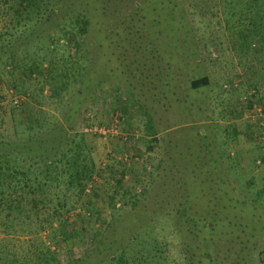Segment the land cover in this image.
Here are the masks:
<instances>
[{"label":"trees","instance_id":"16d2710c","mask_svg":"<svg viewBox=\"0 0 264 264\" xmlns=\"http://www.w3.org/2000/svg\"><path fill=\"white\" fill-rule=\"evenodd\" d=\"M156 1L159 0H0V75L5 72L14 82L34 81L40 93L48 86L50 98L63 105L62 122L51 123L38 100L32 99V104L21 101L14 105L13 96L9 104H2L4 99L0 97L1 109L11 113L13 128V139L0 141V227L4 234L30 237L29 242L33 244L21 253L0 245V264H240L246 254L264 240V186L255 187L258 175L248 178L244 187L235 186L233 181L227 180L229 177L223 179L218 168H214L215 159H203L199 165L201 158L188 168L189 164L181 159H171L165 153L172 166L178 162L183 165L178 171L182 175L177 185L180 184L179 188L186 194L178 200L174 194L166 195V199L175 197V210L170 215L161 214L164 207L160 203L165 199L157 208L148 205L137 208L138 199L144 197L146 191L139 182L129 184L125 168L142 157L136 144L145 141L152 146L150 149L159 144L158 139L151 136V124L153 120L155 122L151 114L153 108L146 120H137L145 113L137 109L142 90L133 88V94L129 93L126 99L115 97L109 102V112L101 122L109 124L117 119L119 129L128 135L124 145L119 143L120 151L114 153L127 156L125 160H115L122 168L106 167L113 176L118 175L112 189L107 188L109 192L105 190L106 180L101 174L103 167L97 168L90 156L88 135L74 130V121H91L83 118L82 108L97 96L101 86L100 80L93 82L92 68L80 62L89 60L93 18H97L107 31L116 30L133 21L131 17L139 13H142L140 19H145L144 7ZM179 1L161 0L172 3L176 10L181 7ZM222 1L247 2V9L234 5L233 16L238 12L245 22L251 23L255 19L264 23V0ZM153 10L158 11V7ZM67 41L75 49L74 56L60 50H65ZM153 63L148 71L138 67L135 70L140 76L145 71V75L149 72L151 77L159 76L164 90H168L166 80L173 67L164 65L163 73ZM173 72L172 79L180 73L179 70ZM71 84L79 85L72 93L69 92ZM189 84L192 90H197L208 88L211 83L204 76L192 79ZM248 88L247 98L243 99L245 106L232 117L244 121L245 128L240 133L259 151V156L255 154L257 159L252 167L244 160L228 163L233 172L236 166L248 173L260 167L264 171V103L258 88ZM19 92L17 90L16 94ZM102 94L99 100L106 105V97ZM202 95L207 97L198 103L193 100L194 110L205 108L208 94ZM238 101L242 102L237 98L236 105H239ZM257 110H260L259 114ZM126 118L140 122L144 135L140 136L133 121L127 122ZM210 167L219 179L217 187L230 189L224 192L223 187L217 188L214 194L212 192V198L206 199L205 205L201 204L204 209L201 212L194 208L200 205L197 201L202 203L206 198L204 187L213 181L208 176L212 172ZM187 169H191L190 175L185 174ZM238 178L242 177L238 175ZM125 182L129 184L128 188ZM90 185L93 194L105 197L104 209L95 213L87 205L86 190ZM163 185L166 186H162L163 189L170 188L171 192L176 187ZM221 192L222 196L230 195L231 199H225L228 205L218 209L215 200ZM161 216L174 219L171 231L177 242L173 247L180 255L178 258H171L168 253L171 244L166 236L167 229L163 232L165 238L158 236L156 224ZM94 217L99 221L96 229L91 222ZM257 257L258 263L264 264V249L258 251Z\"/></svg>","mask_w":264,"mask_h":264},{"label":"rangeland","instance_id":"374dc122","mask_svg":"<svg viewBox=\"0 0 264 264\" xmlns=\"http://www.w3.org/2000/svg\"><path fill=\"white\" fill-rule=\"evenodd\" d=\"M179 4L181 7L176 10L170 2L164 3L161 0L152 2L150 6L144 7L145 14H147L145 19H140L142 13H139L131 17L133 21L124 23L116 30L107 31L97 18H93L88 48L90 50L89 60L88 62L80 60L85 67L92 68L93 82L101 81L97 96L90 102H86L82 108L83 118L91 119L89 122L93 124H101L105 113L109 112V102H113L115 97H119L120 100L121 98L126 99L129 93L133 94V88L142 90L143 95L141 94L137 109L145 112L143 113L145 117L141 115L142 117L137 120H146L147 114L148 116L152 114L155 122L153 120L151 124L153 129L151 136L157 138L159 144L150 149L152 148L150 144L148 146L145 141L139 142L136 147L141 151V159L123 168L126 169V180L130 181L129 184L139 182L146 191V195L138 199L137 208L142 209L144 205L157 208L160 201L165 199V202L160 203L164 207L161 214L167 215H170V212L174 213L175 197L166 199V195L174 194L178 200L179 196L185 195L186 192L181 191L180 184L177 185V180L182 175L178 174V171L183 168V165L178 162L177 165L172 166V162L167 160L165 153L171 159H181L189 164L188 168L194 166L195 162L201 158L202 160L198 161L199 165L203 159H215L214 168H218L223 179L229 177L230 179L227 180L233 181L235 186L244 187V182L248 178L255 177L254 175H258L255 178V187L264 186L262 167L251 173H248V170L241 171L237 166L234 172L228 168V163H240L241 160H244L245 164H251L252 167L257 159L255 154L259 156V151L252 148L253 144L247 142L244 134L240 133L245 128L244 121L240 122L232 116L245 106L243 99L247 98L245 94L249 89L248 86L258 88L259 96L262 97L264 103V23L257 22L255 19L251 23L245 22L238 12L234 15L238 18H232L235 6L247 9V2L180 0ZM153 7H158V11L153 10L152 12ZM227 15H230L231 19ZM128 25L130 28L126 29ZM67 42L66 51L63 48L60 50L64 51V54L74 56L75 49L71 47L72 44H69V41ZM151 63L159 66L163 73L165 72L164 65L173 67L166 80L168 90H164L159 76L151 77L149 72L145 75ZM135 67L146 69L145 74L140 76ZM178 70L180 73L174 75L172 79L173 71ZM204 76L209 78L210 86L192 90L189 82ZM77 86L74 87L71 84L69 92L72 93ZM17 90L21 93L16 94ZM101 92L106 97V105L99 100V97L103 95ZM202 94H208L204 103L205 108L202 111L194 110L193 100L196 99L198 103L201 98L207 97ZM11 96L22 97V104H32V99L38 100L42 104L40 108L48 115V122H62L63 105L56 103V99L50 98L48 86L40 93L36 82L30 80L14 82L4 72L0 75V97L4 99L2 104H9ZM237 98L242 101L237 102L239 105L235 102ZM151 107L153 109L150 114ZM15 117L19 119L17 115ZM231 117L234 119L232 122ZM126 119H128L127 122L133 121V127L140 136L144 135L145 131L140 122H136L133 118ZM85 123H87L85 119L74 121L75 132L83 133L82 126ZM87 135L90 156L97 168L103 167L101 174L106 180L105 190L107 192V188L111 190L115 185L118 175L113 176L110 170H106V167L114 165V169L122 168L115 162V160H122V156L114 155L120 151L121 142L119 139L109 140V138ZM117 138L124 137L117 136ZM12 139L11 113L8 109L3 111L0 107V141L7 142ZM210 168L212 172L208 176L212 177L213 181L204 187L206 198L202 203L197 201L196 204L200 205L194 208L201 212L204 210L201 204L205 205L217 188L223 187L224 192L230 189L226 186L217 187L219 179L214 174L216 172L214 168ZM190 171L191 169H187L188 173L185 174L190 175ZM238 175L242 178H238ZM238 180L241 184H238ZM197 182L200 180L197 179ZM129 184L125 186L128 188ZM163 184L176 187H173L174 190L171 192L170 188L163 189L162 186H165ZM138 189L136 188V191L139 192ZM222 193L217 194V197L223 200H215L218 201V209L228 205L226 200L231 199L230 195L222 196ZM87 195V202H89L87 205L90 206L91 212L95 213L97 210L104 209V195L98 196L91 191ZM91 222L93 229H96L99 224L98 219L94 217ZM173 225L174 219L164 216L159 217L158 224H156L160 238L164 237L163 232L165 228L167 229L166 236L169 237L168 241L171 244L168 253L171 258H178L180 255L174 252L173 247L177 243L171 231ZM1 230L0 227V245L5 246L9 251L13 248L21 253L33 245L31 241L29 242L30 237L4 234ZM260 249H264V240L257 243L252 251L246 254L245 259L242 261L239 259L240 264H259L257 254ZM79 250V248L78 251L75 250L76 255Z\"/></svg>","mask_w":264,"mask_h":264},{"label":"built area","instance_id":"2783aa9c","mask_svg":"<svg viewBox=\"0 0 264 264\" xmlns=\"http://www.w3.org/2000/svg\"><path fill=\"white\" fill-rule=\"evenodd\" d=\"M23 101L22 97H14L12 99V103L14 105H18L19 102ZM257 113H260V110H257ZM82 132L84 134H90V135H95V136H99L103 139L106 138H110V139H119L120 142H124L127 140V137L124 132H122L119 127H118V121L117 119H113L112 122H110L109 124H93L92 122H87L85 124H83L82 126ZM137 135V133H136ZM117 136L119 137H124V138H117ZM138 136V135H137ZM127 158V156L125 157H121V159L125 160ZM137 160V159H135ZM90 186L87 187V192H90Z\"/></svg>","mask_w":264,"mask_h":264}]
</instances>
